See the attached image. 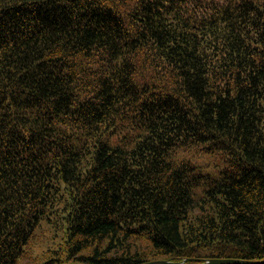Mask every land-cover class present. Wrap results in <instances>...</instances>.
I'll return each mask as SVG.
<instances>
[{
    "label": "trees",
    "instance_id": "obj_1",
    "mask_svg": "<svg viewBox=\"0 0 264 264\" xmlns=\"http://www.w3.org/2000/svg\"><path fill=\"white\" fill-rule=\"evenodd\" d=\"M213 259L264 261V0H0V264Z\"/></svg>",
    "mask_w": 264,
    "mask_h": 264
},
{
    "label": "water",
    "instance_id": "obj_2",
    "mask_svg": "<svg viewBox=\"0 0 264 264\" xmlns=\"http://www.w3.org/2000/svg\"><path fill=\"white\" fill-rule=\"evenodd\" d=\"M264 261L259 262H250V261H241V260H234V259H213L207 261H195L194 264H262ZM144 264H184L182 263H170L164 260H157L152 261Z\"/></svg>",
    "mask_w": 264,
    "mask_h": 264
},
{
    "label": "rangeland",
    "instance_id": "obj_3",
    "mask_svg": "<svg viewBox=\"0 0 264 264\" xmlns=\"http://www.w3.org/2000/svg\"><path fill=\"white\" fill-rule=\"evenodd\" d=\"M215 162H217L216 158L212 157V156H207V157H204L203 160L201 161V163H204L203 165H207V163H210L209 165H213ZM200 163V162H199ZM199 166V169H203L205 170L206 172H209L212 173L211 169L212 168H203L201 167L200 165Z\"/></svg>",
    "mask_w": 264,
    "mask_h": 264
}]
</instances>
